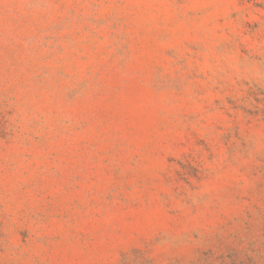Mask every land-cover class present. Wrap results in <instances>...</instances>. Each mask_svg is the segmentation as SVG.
<instances>
[{"label":"rangeland","instance_id":"1","mask_svg":"<svg viewBox=\"0 0 264 264\" xmlns=\"http://www.w3.org/2000/svg\"><path fill=\"white\" fill-rule=\"evenodd\" d=\"M0 264H264V0H0Z\"/></svg>","mask_w":264,"mask_h":264}]
</instances>
